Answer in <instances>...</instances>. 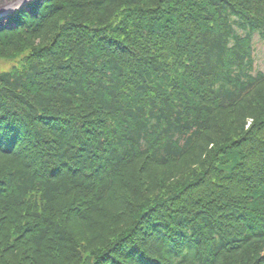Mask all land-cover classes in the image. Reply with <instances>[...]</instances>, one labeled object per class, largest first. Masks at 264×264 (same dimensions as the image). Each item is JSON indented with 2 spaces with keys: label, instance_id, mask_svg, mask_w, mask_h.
I'll return each mask as SVG.
<instances>
[{
  "label": "trees",
  "instance_id": "obj_1",
  "mask_svg": "<svg viewBox=\"0 0 264 264\" xmlns=\"http://www.w3.org/2000/svg\"><path fill=\"white\" fill-rule=\"evenodd\" d=\"M264 0H31L0 24V264H264Z\"/></svg>",
  "mask_w": 264,
  "mask_h": 264
},
{
  "label": "rangeland",
  "instance_id": "obj_2",
  "mask_svg": "<svg viewBox=\"0 0 264 264\" xmlns=\"http://www.w3.org/2000/svg\"><path fill=\"white\" fill-rule=\"evenodd\" d=\"M253 48L255 67L256 69L264 71V41L260 40L257 35L254 36ZM12 64L13 62L0 60V72L10 70L12 68Z\"/></svg>",
  "mask_w": 264,
  "mask_h": 264
},
{
  "label": "water",
  "instance_id": "obj_3",
  "mask_svg": "<svg viewBox=\"0 0 264 264\" xmlns=\"http://www.w3.org/2000/svg\"><path fill=\"white\" fill-rule=\"evenodd\" d=\"M23 0H0V13L5 11V9H13L14 6L20 4Z\"/></svg>",
  "mask_w": 264,
  "mask_h": 264
},
{
  "label": "bare ground",
  "instance_id": "obj_4",
  "mask_svg": "<svg viewBox=\"0 0 264 264\" xmlns=\"http://www.w3.org/2000/svg\"><path fill=\"white\" fill-rule=\"evenodd\" d=\"M28 0H23L21 3H25V2H27ZM20 3V4H21ZM19 4H17L16 6H18ZM22 5V4H21ZM22 6H24V5H22ZM14 8H15V6H14ZM13 11H15V9L13 10ZM12 10H9V9H5V11H3V12H6V14H7V16H8V14L9 13H12L13 12ZM1 14V13H0ZM7 16H6V18H5V20L7 19Z\"/></svg>",
  "mask_w": 264,
  "mask_h": 264
}]
</instances>
